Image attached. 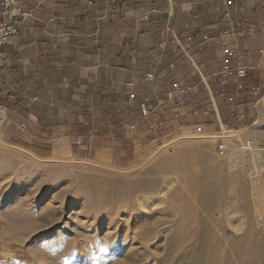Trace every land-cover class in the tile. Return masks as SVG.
I'll list each match as a JSON object with an SVG mask.
<instances>
[{
    "label": "crops",
    "instance_id": "crops-1",
    "mask_svg": "<svg viewBox=\"0 0 264 264\" xmlns=\"http://www.w3.org/2000/svg\"><path fill=\"white\" fill-rule=\"evenodd\" d=\"M232 1L257 29L229 36L230 63L247 67L238 83L217 74L225 0H15L32 15L3 47L2 139L121 165L180 132L264 129V97L251 93L264 79V0Z\"/></svg>",
    "mask_w": 264,
    "mask_h": 264
},
{
    "label": "rangeland",
    "instance_id": "rangeland-1",
    "mask_svg": "<svg viewBox=\"0 0 264 264\" xmlns=\"http://www.w3.org/2000/svg\"><path fill=\"white\" fill-rule=\"evenodd\" d=\"M225 132H180L121 165L0 135V264H264V129L228 133L233 153L256 149L232 163Z\"/></svg>",
    "mask_w": 264,
    "mask_h": 264
},
{
    "label": "built area",
    "instance_id": "built-area-1",
    "mask_svg": "<svg viewBox=\"0 0 264 264\" xmlns=\"http://www.w3.org/2000/svg\"><path fill=\"white\" fill-rule=\"evenodd\" d=\"M106 2H116L118 0H103ZM225 4L227 6V10L225 12L226 18L229 21L228 28L219 32L220 37V50L223 54V63L220 67V70L217 72L218 75H222L225 77H230L234 82H237L238 78L245 76L247 67L245 66H232L230 63L229 55V36L233 34L235 28H239L238 35L243 37L246 34L257 35V29L254 24H250L249 27L242 26V22L244 21L242 18H233L230 14V8L233 4L232 0H225ZM32 13L30 11H22L20 10L15 0H0V63L5 60L4 54V45L12 38L17 35L19 32V27L21 23L30 17ZM171 68H175V64H170ZM147 78L149 80H153L155 78L154 73L147 74ZM238 83V82H237ZM174 86L180 88V83L178 81L174 82ZM190 88H187V90ZM251 93L258 97L259 99L264 97V79L261 84L258 86H254L251 89ZM130 97L133 98L134 94H130ZM0 99H1V91H0ZM174 100H177L176 97H173ZM150 98L146 97L140 103V108L144 116H149L151 113V109L149 107ZM216 133H221L216 132ZM219 140L217 141V150L221 155H223L226 151V143L222 136H217ZM161 146H165L166 143L161 141Z\"/></svg>",
    "mask_w": 264,
    "mask_h": 264
},
{
    "label": "bare ground",
    "instance_id": "bare-ground-1",
    "mask_svg": "<svg viewBox=\"0 0 264 264\" xmlns=\"http://www.w3.org/2000/svg\"><path fill=\"white\" fill-rule=\"evenodd\" d=\"M230 131H232V130L226 129V132L223 135H221V134L220 135L222 136L223 139L228 138L231 136L228 134ZM201 137H207V136L203 135ZM190 138H193V137H190ZM224 141L226 143V151L223 154V156H225V158L227 160L231 161V163H232V161H234V159L237 160V157H240L241 155H243L244 152L242 150H244V149H250L251 151L256 150V149H254L255 147L252 145V142L248 140L246 145L244 144V146H241L239 149H237L236 152L233 153V151H232L233 145L231 143H235V142H233L231 139L228 140V143L226 140H224ZM231 152H232V154H230ZM4 191H5V189H4ZM4 191H1L0 201H2L4 199L3 194L6 193ZM8 197H12V194H9Z\"/></svg>",
    "mask_w": 264,
    "mask_h": 264
}]
</instances>
